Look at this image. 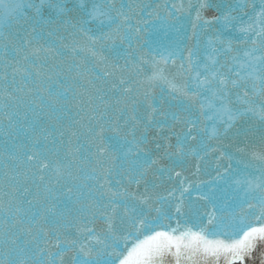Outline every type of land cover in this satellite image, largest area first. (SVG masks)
Listing matches in <instances>:
<instances>
[{"label":"snow or ice","instance_id":"1","mask_svg":"<svg viewBox=\"0 0 264 264\" xmlns=\"http://www.w3.org/2000/svg\"><path fill=\"white\" fill-rule=\"evenodd\" d=\"M261 243L264 0H0V264Z\"/></svg>","mask_w":264,"mask_h":264},{"label":"water","instance_id":"2","mask_svg":"<svg viewBox=\"0 0 264 264\" xmlns=\"http://www.w3.org/2000/svg\"><path fill=\"white\" fill-rule=\"evenodd\" d=\"M264 251V243L257 246L251 258H246L244 264H261V252Z\"/></svg>","mask_w":264,"mask_h":264}]
</instances>
